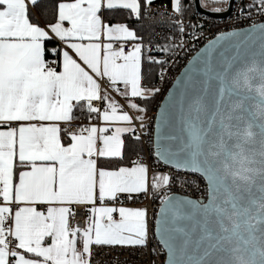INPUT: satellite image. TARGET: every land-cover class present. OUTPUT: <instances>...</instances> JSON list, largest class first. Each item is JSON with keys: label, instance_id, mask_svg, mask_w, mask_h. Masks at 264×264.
Segmentation results:
<instances>
[{"label": "snow or ice", "instance_id": "6c2138e0", "mask_svg": "<svg viewBox=\"0 0 264 264\" xmlns=\"http://www.w3.org/2000/svg\"><path fill=\"white\" fill-rule=\"evenodd\" d=\"M255 59L264 0H0V264H264Z\"/></svg>", "mask_w": 264, "mask_h": 264}, {"label": "clouds", "instance_id": "9594fccd", "mask_svg": "<svg viewBox=\"0 0 264 264\" xmlns=\"http://www.w3.org/2000/svg\"><path fill=\"white\" fill-rule=\"evenodd\" d=\"M262 74H264V63L258 59L250 60L245 67L237 70L232 77V82L239 87H245L247 84L252 86L253 94L259 95L264 92V84L261 83ZM264 115V113H260ZM264 146L261 145L260 138L244 144V155L248 158L244 162V167H260L264 163ZM237 169L241 164L237 162Z\"/></svg>", "mask_w": 264, "mask_h": 264}, {"label": "built area", "instance_id": "2783aa9c", "mask_svg": "<svg viewBox=\"0 0 264 264\" xmlns=\"http://www.w3.org/2000/svg\"><path fill=\"white\" fill-rule=\"evenodd\" d=\"M206 34L208 35V38H213V34L216 33L218 31V29L216 28H207L206 27ZM203 46V42L201 43H198L196 45V49L198 50L200 47ZM195 52L194 51H190L189 52V57L192 56ZM187 63V58H185L181 65L177 68V70L175 72H173L171 75L174 79L175 76H177L180 72V69L183 67L184 64ZM171 86V83L167 84L165 86V90L164 92H162L160 95H158L156 97V99L153 101V104L151 106V111L149 112V116L152 117V125L154 126V117H155V113L156 111L158 110V105L159 103L163 100L164 98V95L167 94V88H169ZM74 127H75V124H74ZM151 175V174H150ZM189 178H191L192 176L196 175V174H187ZM174 192H176V194H185L183 192L182 189L180 188H174L173 189ZM125 206H132V207H144V206H147V209H148V215L150 217V219L153 221L151 227H152V231L154 232V216H155V212L158 210L159 208V203L158 201H155V202H150L149 200L147 199H144L143 197H140V198H136L134 200V202H129V203H126ZM74 211H76V216L75 218H71L70 217V223L72 226H80V227H83L84 226V219H85V215H84V211L82 209H79V208H76L74 209ZM104 257L101 256L99 257V259H103ZM124 257H121V259H123Z\"/></svg>", "mask_w": 264, "mask_h": 264}, {"label": "water", "instance_id": "95a60500", "mask_svg": "<svg viewBox=\"0 0 264 264\" xmlns=\"http://www.w3.org/2000/svg\"><path fill=\"white\" fill-rule=\"evenodd\" d=\"M193 55H195V53L193 54ZM180 73V72H179ZM179 75V74H178ZM171 87V86H170ZM180 195H182V194H180Z\"/></svg>", "mask_w": 264, "mask_h": 264}, {"label": "trees", "instance_id": "16d2710c", "mask_svg": "<svg viewBox=\"0 0 264 264\" xmlns=\"http://www.w3.org/2000/svg\"><path fill=\"white\" fill-rule=\"evenodd\" d=\"M153 104V103H152ZM152 106V105H151ZM77 115H79V113H77Z\"/></svg>", "mask_w": 264, "mask_h": 264}, {"label": "crops", "instance_id": "0c3cea01", "mask_svg": "<svg viewBox=\"0 0 264 264\" xmlns=\"http://www.w3.org/2000/svg\"><path fill=\"white\" fill-rule=\"evenodd\" d=\"M128 207H132V206H128Z\"/></svg>", "mask_w": 264, "mask_h": 264}]
</instances>
